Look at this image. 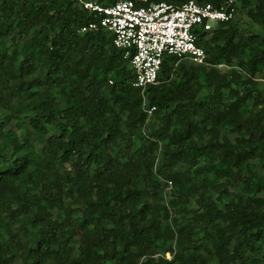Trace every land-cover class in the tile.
I'll use <instances>...</instances> for the list:
<instances>
[{
  "label": "trees",
  "instance_id": "obj_1",
  "mask_svg": "<svg viewBox=\"0 0 264 264\" xmlns=\"http://www.w3.org/2000/svg\"><path fill=\"white\" fill-rule=\"evenodd\" d=\"M235 6L149 116L76 0H0V264H264V0Z\"/></svg>",
  "mask_w": 264,
  "mask_h": 264
},
{
  "label": "built area",
  "instance_id": "obj_2",
  "mask_svg": "<svg viewBox=\"0 0 264 264\" xmlns=\"http://www.w3.org/2000/svg\"><path fill=\"white\" fill-rule=\"evenodd\" d=\"M119 0L105 5L96 0H76L83 9L93 15V20L83 24L80 31L99 27L113 34L114 45L123 50L135 73L133 85L140 89L144 108L149 116L155 106H148L150 85L158 82L164 57L174 55L197 64L208 63L205 49L197 43V30H213L219 23L235 18L237 0H225L217 7L211 2L188 0L182 5L167 1L149 2ZM219 66H226L219 63ZM112 82V81H111ZM172 188L168 181L167 190ZM171 257L170 253H167Z\"/></svg>",
  "mask_w": 264,
  "mask_h": 264
},
{
  "label": "rangeland",
  "instance_id": "obj_3",
  "mask_svg": "<svg viewBox=\"0 0 264 264\" xmlns=\"http://www.w3.org/2000/svg\"><path fill=\"white\" fill-rule=\"evenodd\" d=\"M238 17H240V15H238ZM248 22V20H246V23ZM258 79L260 80V82L262 83V84H264V78L262 77V76H258ZM212 264H214V263H212Z\"/></svg>",
  "mask_w": 264,
  "mask_h": 264
}]
</instances>
